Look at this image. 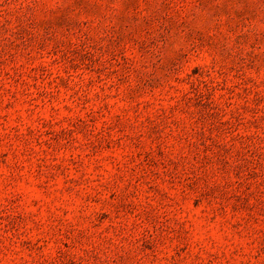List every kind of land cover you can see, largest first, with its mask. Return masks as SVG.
<instances>
[{"label":"rangeland","instance_id":"374dc122","mask_svg":"<svg viewBox=\"0 0 264 264\" xmlns=\"http://www.w3.org/2000/svg\"><path fill=\"white\" fill-rule=\"evenodd\" d=\"M0 264H264V0H0Z\"/></svg>","mask_w":264,"mask_h":264}]
</instances>
